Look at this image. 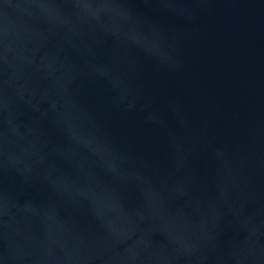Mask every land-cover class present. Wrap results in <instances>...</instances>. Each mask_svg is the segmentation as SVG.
Returning a JSON list of instances; mask_svg holds the SVG:
<instances>
[{
	"label": "water",
	"instance_id": "1",
	"mask_svg": "<svg viewBox=\"0 0 264 264\" xmlns=\"http://www.w3.org/2000/svg\"><path fill=\"white\" fill-rule=\"evenodd\" d=\"M0 264H264V0H0Z\"/></svg>",
	"mask_w": 264,
	"mask_h": 264
}]
</instances>
